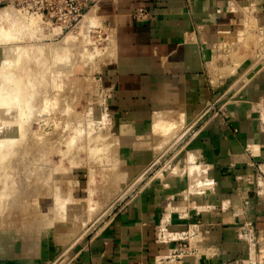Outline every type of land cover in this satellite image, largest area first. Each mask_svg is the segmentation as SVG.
<instances>
[{
    "label": "crops",
    "instance_id": "0c3cea01",
    "mask_svg": "<svg viewBox=\"0 0 264 264\" xmlns=\"http://www.w3.org/2000/svg\"><path fill=\"white\" fill-rule=\"evenodd\" d=\"M9 1L0 0V6ZM97 4L117 30L119 58L111 113L118 134H143L159 107L184 109L188 118L212 107L225 109L222 117H208L185 145L200 152L205 179L214 189L187 195L186 175L168 183H147L68 255H61L59 246L34 252L19 244L12 255L10 250L0 255V264H155L156 256L176 245L159 241L160 230L191 232L195 224H199L195 253L180 259L175 255L161 264H253L254 238L264 232V129L259 120L264 65L252 68L247 63L251 54L244 62L234 53L242 43L238 35L249 9L256 26L264 28V0H97ZM140 9L146 14L133 16ZM221 32L231 35L229 43L235 49L231 59L216 47ZM111 52L115 55V44ZM244 103L258 109L248 110L241 106Z\"/></svg>",
    "mask_w": 264,
    "mask_h": 264
},
{
    "label": "rangeland",
    "instance_id": "374dc122",
    "mask_svg": "<svg viewBox=\"0 0 264 264\" xmlns=\"http://www.w3.org/2000/svg\"><path fill=\"white\" fill-rule=\"evenodd\" d=\"M83 3L86 4L85 10L71 28L55 22L46 11L42 15V4L39 0H10L0 6V66L2 63L5 65L4 69L0 67V81H4L7 76L14 81L16 76L12 75L19 70L21 74L24 71L21 79L26 81L28 78L31 83L35 79L32 85L29 81L26 82V88L28 84L30 87L27 92L33 98L31 97L32 102L28 106L22 108L26 113L23 120L27 125L28 135L34 136L33 143L29 140L22 141L21 152L17 156L12 155L9 162L4 163L6 171L14 177L16 187L7 192L9 199L0 201L1 256L11 254L13 247L19 244L34 252L41 248L45 250L59 246V253L66 256L70 248L79 246L96 233L125 200L135 195L147 183H168L175 176L186 175L190 183L187 195L200 192L203 186H212L209 181L206 184L199 182L206 178V173H202L204 167H200L199 163L200 152L188 150L185 145L208 117H222L226 114L225 109L220 111L212 107L194 118H188L184 109L159 107L153 113L156 118L152 117L153 122L151 121L144 135L118 134L111 113L119 58L117 30L115 32L107 18L100 13L97 0H84ZM246 13L252 15L250 9ZM252 19L254 28L251 24L250 28L253 29L245 36L246 39L240 40L242 43L234 54L244 62L248 54H251L252 58L247 63L252 68L261 65L260 68L264 65V28L257 27L254 18ZM67 36L72 37V40H68ZM113 44L115 55L111 52ZM7 48L9 51L15 48L19 52L23 58L19 62L22 69L16 71V62L11 60L16 55L11 56L8 53L6 56ZM234 50H230L229 56L233 57ZM239 52H243L241 56ZM11 81L5 78L4 83H9L8 87L10 84L13 86ZM24 82H21L23 87ZM44 99L52 102L45 110L42 107ZM263 102L264 99L260 103L263 108L262 118ZM241 106L248 110L258 109L257 106H248L246 103ZM171 109L173 113H184L186 118L176 124L177 127L173 129L175 131H171L175 132V135L170 136L172 139L168 136L170 133L166 134L169 138L165 139V134L157 133V136L151 127L157 120H162L167 111L169 118L173 114ZM161 135L165 140L160 139ZM140 139L144 142H140ZM29 142L32 146H29ZM25 148L29 152L23 153ZM185 156L188 159L194 157V161H188ZM192 164V169L199 165V173L196 169L191 170L189 165ZM179 167L185 171L181 169L179 174ZM193 171L196 173L193 174ZM5 175L6 173L0 175V192L6 191ZM14 196L20 197V201H10L15 200ZM68 216H74V219L77 217L74 220L75 225H70L73 219L69 221L66 219ZM28 218H33V221L28 222ZM63 219L67 220V224ZM254 241L257 249L252 258L253 262L264 264V232L256 234ZM7 250H10L9 253Z\"/></svg>",
    "mask_w": 264,
    "mask_h": 264
},
{
    "label": "bare ground",
    "instance_id": "6f19581e",
    "mask_svg": "<svg viewBox=\"0 0 264 264\" xmlns=\"http://www.w3.org/2000/svg\"><path fill=\"white\" fill-rule=\"evenodd\" d=\"M252 16V15H251ZM251 16H247L246 17V20H245V28L242 30V31H240L239 32V35H238V38H239V40H241V39H246L245 38V36H247V35H249V33H250V29L252 28H250V26H252L251 24H253V17H251ZM91 22V21H90ZM253 28H254V24H253ZM252 28V29H253ZM252 33V32H251ZM70 36H72V35H70ZM70 36H67V38H68V40L69 39H71L72 40V37H70ZM230 37H231V35L229 34V33H224V32H221L220 34H219V37L215 40V42H218L219 44L216 46L218 49H220V51H223V53H224V55H222L223 57H225L226 59L227 58H230V50L232 49L231 48V46L233 45V44H230L229 42H230ZM66 38V39H67ZM64 39H65V37H64ZM63 39V40H64ZM243 39V40H244ZM67 40V41H68ZM66 41V42H67ZM246 42H244V44H245ZM215 44H217V43H215ZM8 49V50H7ZM6 50L8 51V52H5L6 53V56L8 55V53H10L11 54V56L12 55H16V56H10V54H9V57L8 58H13V59H11V60H14L16 63L14 64V65H17L16 66V71H17V69L19 70L20 68L22 69V65L19 63V62H21L22 60H23V58H21L20 57V55H19V52L18 51H16V49L15 48H11V50L9 51V48H7ZM40 49H42V48H40ZM41 51V50H40ZM45 51V50H44ZM4 57H5V55H4ZM3 60V59H2ZM4 60H6V59H4ZM7 61V60H6ZM5 61V62H6ZM9 61V60H8ZM25 61H23V64H25L24 63ZM1 63H2V61H1ZM9 63V62H8ZM8 63H7V65H8ZM12 63V62H11ZM19 63V64H18ZM6 64V63H5ZM28 66H29V64H27ZM3 66H5L3 63H2V65L0 66V67H2V69H4L3 68ZM9 67H10V64H9ZM11 67H15V66H11ZM26 67V66H25ZM236 68V67H235ZM235 68H233V70L235 69ZM9 69L10 68H8V72H9ZM24 69V68H23ZM7 69H5V71H6ZM29 70V69H28ZM233 70H231L230 69V72L232 71L233 72ZM4 71V70H3ZM20 71V70H19ZM17 72V74L16 73H13V75L12 76H16L15 77V80L13 81H11V79H9V76H7V77H5V78H7L8 79V81L10 80L11 81V83H13L14 85L13 86H11V84H10V86L8 87V84L6 83H4V81H5V78H4V75H2L3 77L2 78H4V81H3V79H2V81H0L1 83V85H0V175L1 174H5L6 173V185H5V189H6V195H5V192L4 191H2V192H0V201H3V199H4V201H5V199H9V195H8V193L7 192H9V189L11 190H14L15 188L14 187H16L15 186V184H14V177L11 175V174H9V172H7L6 171V169H5V166L4 165H6V164H4V163H7V162H9V159L12 157V155L13 156H17L20 152H21V148H20V143L22 142V141H27V140H29L30 142H31V144L33 143L32 141L34 140V136H30V135H28V132H27V129H26V123H24V121L25 120H23V116H25L24 114H26V113H24L23 111H22V108H25L26 106H28L29 104H30V101H31V97H32V94H29V92H27V91H29V89H30V87H29V84L27 85V88H26V82L27 81H29V80H27L26 79V81L24 80V79H21V75L24 73V71L22 72V74L20 73V72ZM26 72H27V70H26ZM3 73H5V72H3ZM7 73V72H6ZM37 73V72H36ZM39 73V72H38ZM7 74H9L10 75V73H7ZM16 74V75H15ZM26 74V73H25ZM24 74V75H25ZM27 74H29V72L27 73ZM30 75V74H29ZM36 75V74H35ZM11 76V75H10ZM26 76V75H25ZM31 77V76H30ZM12 79H14V77H11ZM23 78H24V76H23ZM26 78V77H25ZM1 79V78H0ZM30 79V78H29ZM22 80V81H21ZM25 82H24V81ZM33 80V79H32ZM35 80V79H34ZM33 80V81H34ZM33 81H32V83H33ZM21 82H24L25 83V86L23 87V85H21ZM30 82V81H29ZM28 82V83H29ZM23 83V84H24ZM31 83V82H30ZM32 83H31V85H32ZM37 84V83H36ZM35 84V85H36ZM38 85V84H37ZM41 85V84H40ZM2 87H4V88H6V90L4 89V88H2ZM33 87V86H32ZM7 88H8V90H7ZM25 88V89H24ZM47 90V89H46ZM26 92V93H25ZM41 92V91H40ZM7 93H9L8 95H7ZM44 93V92H43ZM26 98V99H25ZM33 98V97H32ZM55 98H56V96H55ZM44 101H45V99H44ZM32 102V101H31ZM52 102H49L47 99H46V101L44 102V104H43V109L45 110L46 108H48L49 107V105H52L51 104ZM58 103V102H57ZM54 104H55V102H54ZM32 106V105H31ZM51 107V106H50ZM53 108V107H52ZM50 110V109H49ZM180 110V109H179ZM25 111V110H24ZM167 111V110H166ZM171 112L173 111V109H171L170 110ZM176 111V110H175ZM163 112H165L164 110H163ZM167 112H169V111H167ZM167 112H166V115H165V113L163 114V115H165V116H163L162 118V120H157L156 121V123H155V125L153 126V127H151L152 129H153V131H156V133H155V135H157L158 136V134L157 133H160V134H169L168 136L170 137V136H172V134H174L175 132H172L171 133V131L175 128V127H177V125L176 124H178L179 122H180V120H182V119H184V118H186V117H184V113H182V112H178V113H173V114H171L170 116H169V118H168V116H167ZM27 113H29V112H27ZM157 113V112H156ZM155 113V115L157 116V114ZM160 114H162V113H160ZM31 115V114H30ZM29 115V116H30ZM159 115V114H158ZM168 115H169V113H168ZM159 118L161 117V116H158ZM157 117V118H158ZM164 117L166 118H168V119H164ZM27 118H28V116H27ZM26 118V119H27ZM153 118H156V117H153ZM25 119V118H24ZM28 120V119H27ZM156 120V119H155ZM153 122V121H152ZM181 125H183V123L181 122L180 123ZM151 126V125H150ZM180 128V125H179V127H178V129ZM183 127H181V129H182ZM176 130V129H175ZM175 130H173V131H175ZM149 131V130H148ZM181 132V131H180ZM149 133V132H148ZM151 133V132H150ZM154 133V132H153ZM30 134H31V132H30ZM33 134H34V132H33ZM179 134V133H178ZM34 135H36V133L34 134ZM144 135V134H143ZM151 135H152V133H151ZM175 135V134H174ZM164 136V135H163ZM38 137H40V136H38ZM140 137V136H139ZM144 137V136H143ZM156 137V136H155ZM161 137H162V135H161ZM160 137V139H162V140H165L166 138H167V135H166V137H165V139L162 137L161 138ZM168 137V138H169ZM175 137V136H174ZM177 137V136H176ZM36 138V137H35ZM141 138V137H140ZM158 138V137H157ZM167 138V139H168ZM39 139V138H38ZM156 138H154V140H155ZM159 139V138H158ZM170 139H172L171 137H170ZM177 139H179V135H178V138H176V142H177ZM36 141H37V139H35ZM88 140H89V138H88ZM91 140H92V138H91ZM91 140H90V142H91ZM153 140V139H152ZM140 142H144V140L142 139V141H141V139L139 140ZM166 141H168V140H166ZM172 141H174V140H172ZM28 142V141H27ZM26 142V143H27ZM30 142L28 143V144H30ZM39 142V141H38ZM160 142V141H159ZM162 142V141H161ZM175 142V141H174ZM35 143V142H34ZM163 143H165V141H163ZM170 143V142H169ZM168 143V144H169ZM29 145V146H32V145ZM41 144V143H40ZM158 145L157 143H153V145ZM24 145V144H23ZM67 145V144H66ZM140 145H141V143H140ZM172 145H173V143H172ZM107 146V145H106ZM159 146V145H158ZM25 146H23V148H24ZM26 147H28V146H26ZM66 147V146H65ZM108 147V146H107ZM151 147L153 148L154 146H152L151 145ZM104 148V147H103ZM26 149V148H25ZM92 149V148H91ZM155 150H156V148H154ZM94 150V149H93ZM157 150H158V148H157ZM24 152L23 153H25V152H29V151H27V149L26 150H23ZM192 152V151H191ZM191 152H190V154H191ZM195 153V152H194ZM186 154H188V151H187V153ZM185 154V155H186ZM200 154V153H199ZM58 155H60V154H58ZM191 155H193V153L191 154ZM196 156H197V153L195 154ZM189 156V155H188ZM195 156V157H196ZM61 157V156H60ZM192 157V156H191ZM189 158V159H192V158ZM184 158H187L186 156L184 157ZM197 158H199V155H198V157ZM188 159V158H187ZM186 159V160H187ZM189 159H188V161H189ZM14 160H15V157H14ZM185 160V161H186ZM191 161V160H190ZM192 161H194V157H193V159H192ZM195 161H198V160H195ZM16 163V162H15ZM193 163V162H192ZM200 163V162H199ZM20 164V163H19ZM187 165H188V163H187ZM195 166V165H194ZM7 167V166H6ZM39 167V166H38ZM189 167H191V170H194V169H196V172H198L197 170L198 169H200L201 170V168L200 167H202L201 165H200V167H199V165H198V167L197 166H195V167H197V168H194V169H192L193 168V164L192 165H189ZM141 168V167H140ZM180 168V167H179ZM177 168H175V170H176ZM182 169V170H181ZM186 169V168H185ZM190 169V168H189ZM202 169H204V168H202ZM21 170V169H20ZM179 170H181V171H185V170H183V168H180V169H178L177 170V172L179 171ZM180 171V172H181ZM188 171H190V170H188ZM5 172V173H4ZM176 172V171H175ZM180 172H178L179 174H180ZM182 172V173H183ZM194 173L193 174H195L196 172L195 171H193ZM199 173V172H198ZM197 173V175H199ZM176 174V173H175ZM190 174H192L191 172H190ZM189 174V175H190ZM195 176V175H194ZM198 177H200V176H198ZM195 179H197V178H195ZM200 179V178H199ZM162 180V179H161ZM197 181H199V180H197ZM200 182V181H199ZM209 182H211V181H209ZM12 184H14V185H12ZM212 184V183H211ZM3 185V184H2ZM198 185V184H197ZM212 187V186H211ZM191 188H192V185H191ZM11 190V191H12ZM14 193V192H13ZM12 193V194H13ZM28 195V194H27ZM12 196V195H11ZM14 197H16V196H14ZM13 197V198H14ZM2 198V199H1ZM20 197H16V198H14L15 200H10V201H12L13 203H15V202H19L20 201V199H19ZM23 198V197H22ZM36 199V198H35ZM6 202H8L7 200H6ZM16 205V204H15ZM65 205V204H64ZM12 207H13V205H12ZM16 208V207H15ZM18 208V207H17ZM27 209V208H26ZM53 210V209H52ZM21 211V210H20ZM27 212V211H26ZM58 212V211H57ZM40 214V213H39ZM59 214V213H58ZM24 215H25V213H24ZM26 215H28L27 213H26ZM32 215H33V213H32ZM19 216V215H18ZM45 216V215H44ZM44 216H43V218H44ZM28 217V216H27ZM32 217V216H31ZM60 217V216H59ZM22 218V217H21ZM36 218V217H35ZM77 218V217H76ZM76 218L74 219V216H68L66 219H68L69 221L70 220H72L73 219V221H70V225H75L76 223H74L75 221L74 220H76ZM25 219V218H24ZM33 219V218H32ZM32 219H30V218H28V222L29 221H31ZM64 220V219H63ZM77 220H79V219H77ZM33 221V220H32ZM62 221V220H61ZM65 221V223H66V221L67 220H64ZM68 221V222H69ZM80 221V220H79ZM79 221H77V222H79ZM28 222H26V223H28ZM71 222H73V223H71ZM62 223V222H61ZM64 223V222H63ZM79 223H81V222H79ZM30 224V223H29ZM67 224V223H66ZM69 225V224H68ZM63 234V233H62Z\"/></svg>",
    "mask_w": 264,
    "mask_h": 264
},
{
    "label": "built area",
    "instance_id": "2783aa9c",
    "mask_svg": "<svg viewBox=\"0 0 264 264\" xmlns=\"http://www.w3.org/2000/svg\"><path fill=\"white\" fill-rule=\"evenodd\" d=\"M84 0H39L42 4V15L46 11L47 14L55 22L60 23L63 27L71 28L78 19L82 16L83 11L85 10ZM87 1V0H85ZM94 1V0H92ZM145 11L140 9L134 12L136 18H141L145 15ZM260 122L263 124L264 129V118L259 117ZM207 168L202 170V173H206ZM208 180L200 181L203 184H206ZM210 181V180H209ZM213 184L211 188L203 186V189L199 191H212ZM199 232V224H195L194 229L191 232H182V233H166L163 230H160L158 240L164 243L175 242V247L166 249L164 254H159L155 257V264H161L166 260H173L176 258L175 255H178L181 258L182 256H188L195 253L196 245L193 244V241L196 242L194 236ZM178 259V260H179ZM254 264V262H252ZM128 264H142L141 262H131Z\"/></svg>",
    "mask_w": 264,
    "mask_h": 264
}]
</instances>
